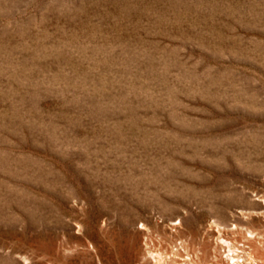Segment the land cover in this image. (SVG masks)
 I'll return each mask as SVG.
<instances>
[{"label": "rangeland", "instance_id": "1", "mask_svg": "<svg viewBox=\"0 0 264 264\" xmlns=\"http://www.w3.org/2000/svg\"><path fill=\"white\" fill-rule=\"evenodd\" d=\"M220 232L264 262V0H0V264Z\"/></svg>", "mask_w": 264, "mask_h": 264}, {"label": "bare ground", "instance_id": "2", "mask_svg": "<svg viewBox=\"0 0 264 264\" xmlns=\"http://www.w3.org/2000/svg\"><path fill=\"white\" fill-rule=\"evenodd\" d=\"M241 231V230H240ZM224 234L220 232L217 238V243L215 246V255L213 262L209 264H264V262H258L252 253L249 250H246L245 243H239L235 241L228 240L227 236L224 237ZM256 240V235L252 232H248L245 236V241ZM248 243V242H247ZM148 253L152 255L155 259L154 264H164L163 256L152 251L148 250ZM173 255L176 254L171 252ZM183 259V258H182ZM195 261V260H194ZM194 261H191L189 258H186L180 264H198ZM177 264V263H174Z\"/></svg>", "mask_w": 264, "mask_h": 264}]
</instances>
